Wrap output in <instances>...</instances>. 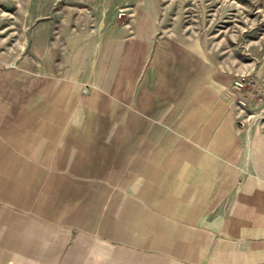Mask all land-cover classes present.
<instances>
[{
    "label": "crops",
    "instance_id": "obj_1",
    "mask_svg": "<svg viewBox=\"0 0 264 264\" xmlns=\"http://www.w3.org/2000/svg\"><path fill=\"white\" fill-rule=\"evenodd\" d=\"M26 14L22 55H0V163L69 181L88 197L72 226L147 245L136 257L264 264V140L237 125L204 46L162 33L136 0H37Z\"/></svg>",
    "mask_w": 264,
    "mask_h": 264
},
{
    "label": "rangeland",
    "instance_id": "obj_2",
    "mask_svg": "<svg viewBox=\"0 0 264 264\" xmlns=\"http://www.w3.org/2000/svg\"><path fill=\"white\" fill-rule=\"evenodd\" d=\"M136 1L155 14L162 33L204 46L230 78L237 125L244 135L264 140V0ZM35 2L0 0V55L5 48L14 59L22 55L23 35L33 22L26 12ZM129 6L134 5L118 7L117 16L127 11L118 17L122 22L134 13ZM236 78L243 82L239 88L233 86ZM25 166L0 163V264H172L163 256L155 261L146 252H131L147 245L109 243L103 234L72 226L85 220L88 197L74 195L69 181L58 189L49 179L24 180Z\"/></svg>",
    "mask_w": 264,
    "mask_h": 264
},
{
    "label": "built area",
    "instance_id": "obj_3",
    "mask_svg": "<svg viewBox=\"0 0 264 264\" xmlns=\"http://www.w3.org/2000/svg\"><path fill=\"white\" fill-rule=\"evenodd\" d=\"M127 14V11L125 9H120L119 12H118V17H123V16H126ZM243 85V82L239 79V78H236L234 80V83H233V86L235 88H239ZM241 103H245L244 101H240Z\"/></svg>",
    "mask_w": 264,
    "mask_h": 264
}]
</instances>
